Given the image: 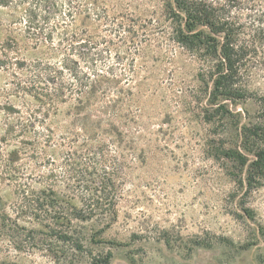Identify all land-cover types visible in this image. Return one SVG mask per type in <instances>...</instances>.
Instances as JSON below:
<instances>
[{
    "label": "rangeland",
    "instance_id": "374dc122",
    "mask_svg": "<svg viewBox=\"0 0 264 264\" xmlns=\"http://www.w3.org/2000/svg\"><path fill=\"white\" fill-rule=\"evenodd\" d=\"M106 1L112 11L151 24L149 37L139 36L140 51L126 56L129 71L136 60L138 76L120 129L137 150L130 154L112 143L117 136L108 137L82 176L90 186L115 177L118 218L64 219L61 199L50 190L64 186L49 176L63 175L65 150L53 145L37 155L8 137L12 76L0 70V264H264V177L247 185L246 169L223 154L241 145L243 126L255 127L244 146L264 150V33L253 32L250 5L238 14L248 26L242 43L252 46L251 96L218 111L204 82L213 65L174 43L163 0ZM9 21L0 10V42L11 32ZM38 198L47 214L34 211Z\"/></svg>",
    "mask_w": 264,
    "mask_h": 264
},
{
    "label": "trees",
    "instance_id": "16d2710c",
    "mask_svg": "<svg viewBox=\"0 0 264 264\" xmlns=\"http://www.w3.org/2000/svg\"><path fill=\"white\" fill-rule=\"evenodd\" d=\"M163 1L174 43L213 65L209 80H204L209 104L225 111L227 103L249 98L252 46L242 43L248 26L241 23L238 9L250 5L253 32L262 34L264 29L256 25H264V0ZM0 10L9 12L11 24L7 40L0 42V70L12 76V94L4 108L8 137L34 153L53 145L65 150L63 175L56 177L52 171L49 176L64 186L59 192L50 189L61 199L60 213L68 216L64 219L102 216L112 224L118 218L115 177L92 182L93 187L82 176L104 152L108 137L117 136L112 143L123 144L130 154L137 150L133 141L122 140L126 134L120 129L128 121L122 107L134 96L138 76L136 60L129 71L126 56L132 49L140 51L139 36L149 37L151 24L112 11L106 0H0ZM150 29L157 31L153 23ZM30 51L36 52L32 60L27 57ZM254 129L241 127V145L223 153L246 169L247 185L254 177H264V150L244 146ZM130 161L132 165L137 158ZM46 206L41 198L33 203L40 214L48 213Z\"/></svg>",
    "mask_w": 264,
    "mask_h": 264
}]
</instances>
